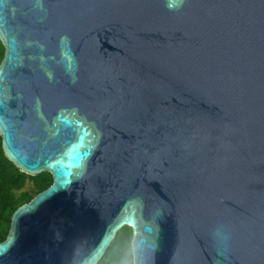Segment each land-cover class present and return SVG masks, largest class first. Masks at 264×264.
I'll list each match as a JSON object with an SVG mask.
<instances>
[{"label":"water","instance_id":"obj_1","mask_svg":"<svg viewBox=\"0 0 264 264\" xmlns=\"http://www.w3.org/2000/svg\"><path fill=\"white\" fill-rule=\"evenodd\" d=\"M0 135L52 183L0 264H264V0H0Z\"/></svg>","mask_w":264,"mask_h":264},{"label":"trees","instance_id":"obj_2","mask_svg":"<svg viewBox=\"0 0 264 264\" xmlns=\"http://www.w3.org/2000/svg\"><path fill=\"white\" fill-rule=\"evenodd\" d=\"M4 56V46L0 40V62ZM33 181L34 188L25 189L27 181ZM53 176L48 171L29 175L10 161L2 147L0 135V241L8 235L11 216L18 206L29 201L36 193L49 186ZM35 192L34 194L32 193ZM133 230L123 226L110 243L98 264H133L131 239Z\"/></svg>","mask_w":264,"mask_h":264},{"label":"rangeland","instance_id":"obj_3","mask_svg":"<svg viewBox=\"0 0 264 264\" xmlns=\"http://www.w3.org/2000/svg\"><path fill=\"white\" fill-rule=\"evenodd\" d=\"M34 188V184H33V181H30L28 180L27 183H26V186H25V189H33ZM32 193L34 194L35 192L32 191ZM37 194V193H36Z\"/></svg>","mask_w":264,"mask_h":264}]
</instances>
